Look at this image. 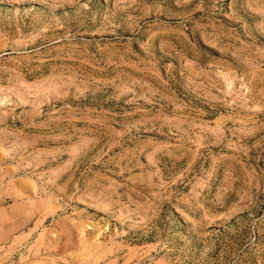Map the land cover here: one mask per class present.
<instances>
[{"label":"rangeland","instance_id":"obj_1","mask_svg":"<svg viewBox=\"0 0 264 264\" xmlns=\"http://www.w3.org/2000/svg\"><path fill=\"white\" fill-rule=\"evenodd\" d=\"M0 264H264V0H0Z\"/></svg>","mask_w":264,"mask_h":264}]
</instances>
